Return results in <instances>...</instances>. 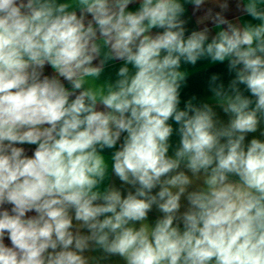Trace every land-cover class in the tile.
<instances>
[{
    "label": "clouds",
    "instance_id": "obj_1",
    "mask_svg": "<svg viewBox=\"0 0 264 264\" xmlns=\"http://www.w3.org/2000/svg\"><path fill=\"white\" fill-rule=\"evenodd\" d=\"M231 10L0 0V264H264V0ZM205 60L234 75L181 108Z\"/></svg>",
    "mask_w": 264,
    "mask_h": 264
},
{
    "label": "crops",
    "instance_id": "obj_2",
    "mask_svg": "<svg viewBox=\"0 0 264 264\" xmlns=\"http://www.w3.org/2000/svg\"><path fill=\"white\" fill-rule=\"evenodd\" d=\"M230 2V7H231V12L228 14L229 17L233 15H237L235 10V0H229ZM138 5H131L130 10H135ZM186 16L185 18L188 19V25L187 27L191 30L194 28H197L196 20L197 18L202 14V13H196L193 15L192 11V6L191 5H186ZM245 19H250L247 17H244ZM155 31V30H154ZM122 61H112L109 63V65L106 67L105 71L102 73L101 80H110L114 82L117 79V71L120 66H122ZM182 70H186L189 73L187 83L184 87L181 89V105L180 107H184V102L191 98L193 95L197 96L198 101H206L207 97L211 95V93L208 91V81L209 78L212 74H219L221 76V79L225 86H227L228 82L232 78V75L234 74H229L225 64H211L209 61H199L196 66H191V65H183L182 64ZM45 74L51 75L52 70L49 66H46L45 68ZM66 83V82H65ZM90 86L96 87V83L94 81H89ZM66 86L67 83H66ZM243 87V86H241ZM247 94V93H246ZM214 110L217 111L219 117L223 119L225 122H227L228 117L222 112V110L219 107H214ZM170 123H173V127L176 128L177 125H175L174 122L170 121ZM264 128V126H262ZM260 138L264 139V137L260 136L259 130L256 133H251L249 136L246 138L247 140H250L251 138ZM179 141V136L174 132L173 136L170 138V143L175 147L178 144ZM25 148L26 154L31 156L34 149L35 145H19ZM114 151V149H105L103 152V155L105 156L106 160L111 164V154ZM170 154H171V149H170ZM108 182L114 183L117 187L122 188V190H126L127 186L122 185V183L119 181L118 178L114 176V174L110 173V181H106L105 183L107 184ZM5 207L10 208V205H6ZM29 215H34V213H30ZM161 215L155 208L153 211L149 214V219L150 221H153L158 218ZM5 243L10 246V241L5 238Z\"/></svg>",
    "mask_w": 264,
    "mask_h": 264
}]
</instances>
